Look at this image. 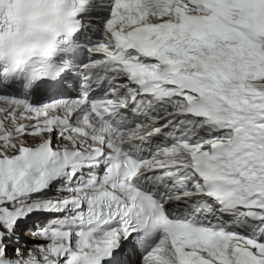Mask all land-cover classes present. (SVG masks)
<instances>
[{
  "label": "snow or ice",
  "instance_id": "6c2138e0",
  "mask_svg": "<svg viewBox=\"0 0 264 264\" xmlns=\"http://www.w3.org/2000/svg\"><path fill=\"white\" fill-rule=\"evenodd\" d=\"M74 40L0 70V264H264V0H88Z\"/></svg>",
  "mask_w": 264,
  "mask_h": 264
},
{
  "label": "clouds",
  "instance_id": "9594fccd",
  "mask_svg": "<svg viewBox=\"0 0 264 264\" xmlns=\"http://www.w3.org/2000/svg\"><path fill=\"white\" fill-rule=\"evenodd\" d=\"M88 0H0V70L9 75L50 73L75 43Z\"/></svg>",
  "mask_w": 264,
  "mask_h": 264
}]
</instances>
